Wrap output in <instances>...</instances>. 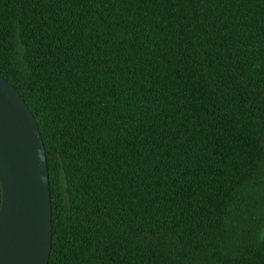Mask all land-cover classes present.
Wrapping results in <instances>:
<instances>
[{
  "label": "trees",
  "instance_id": "16d2710c",
  "mask_svg": "<svg viewBox=\"0 0 264 264\" xmlns=\"http://www.w3.org/2000/svg\"><path fill=\"white\" fill-rule=\"evenodd\" d=\"M0 75L44 142L48 264H264V0H0Z\"/></svg>",
  "mask_w": 264,
  "mask_h": 264
},
{
  "label": "water",
  "instance_id": "95a60500",
  "mask_svg": "<svg viewBox=\"0 0 264 264\" xmlns=\"http://www.w3.org/2000/svg\"><path fill=\"white\" fill-rule=\"evenodd\" d=\"M0 264H48L52 208L44 142L21 93L0 75Z\"/></svg>",
  "mask_w": 264,
  "mask_h": 264
},
{
  "label": "snow or ice",
  "instance_id": "6c2138e0",
  "mask_svg": "<svg viewBox=\"0 0 264 264\" xmlns=\"http://www.w3.org/2000/svg\"><path fill=\"white\" fill-rule=\"evenodd\" d=\"M52 2H56V0H52ZM61 2H62V0H61Z\"/></svg>",
  "mask_w": 264,
  "mask_h": 264
}]
</instances>
